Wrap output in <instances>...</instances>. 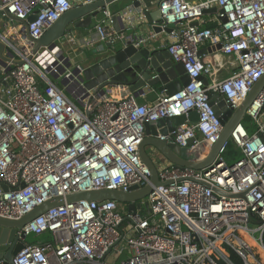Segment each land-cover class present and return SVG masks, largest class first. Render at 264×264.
Segmentation results:
<instances>
[{
    "label": "built area",
    "instance_id": "built-area-1",
    "mask_svg": "<svg viewBox=\"0 0 264 264\" xmlns=\"http://www.w3.org/2000/svg\"><path fill=\"white\" fill-rule=\"evenodd\" d=\"M93 1L0 0V10L19 20L36 16L7 28L17 43L0 33L2 217L17 219L76 191L148 184L149 170L138 155L146 122L184 116L166 140L190 150L203 142L209 149L222 129L212 96L235 109L264 73V0H158L163 25H172L166 50L183 65L189 83L174 94L160 91L152 102H139L131 93L102 97L105 92L85 88L83 67L60 46L33 52L28 39L39 38L74 5ZM112 13L106 9L96 18L101 41L118 37ZM207 42L220 43L219 51L236 61L221 80L205 78L213 70L198 50ZM191 110L197 121L188 120ZM245 117L255 130L247 132L242 122L232 130L229 140L240 153L232 163L222 156L226 145L207 170L173 165L152 151L161 183L136 201L140 207L79 200L50 208L16 231L19 237L48 232L50 240L28 243L13 264H234L228 249L243 264H263L250 240L264 250V87Z\"/></svg>",
    "mask_w": 264,
    "mask_h": 264
},
{
    "label": "water",
    "instance_id": "water-1",
    "mask_svg": "<svg viewBox=\"0 0 264 264\" xmlns=\"http://www.w3.org/2000/svg\"><path fill=\"white\" fill-rule=\"evenodd\" d=\"M116 0H97L90 3L74 5L69 10L61 14L37 39L30 40L32 51L35 52L41 47L53 48L57 42L69 31L72 33L78 30H85L89 35L93 28L96 18L103 14ZM136 1L134 6H139ZM215 10V8H214ZM114 10H112L113 12ZM207 12V11H204ZM0 16L3 20L26 25L27 22L35 20L34 14L25 20H19L9 15L5 10H0ZM145 16L147 14L145 13ZM226 21V18H222ZM113 31L118 36L114 41L107 43L85 56L83 62H78L82 67V80L87 89L96 88L104 92L109 86L124 85L128 91L135 97L144 93L145 88H154L161 83L168 94H174L190 81L183 65L180 62H173L166 48H159L156 40H142V34H128V25L121 14H111ZM162 22V21H161ZM108 27V26H106ZM172 25L165 26L164 30L170 31ZM158 26H151L150 30L154 33L159 30ZM126 33V34H125ZM125 34V35H124ZM25 34H22L24 37ZM221 44L212 46L213 51H219ZM4 46L0 42V57ZM203 49L198 50L202 55ZM202 61L204 59L202 58ZM21 63V61H18ZM206 84V79L204 80ZM264 87V73L253 84L241 104L235 109L227 108L224 99L220 95H213L210 101L215 114L218 116L222 129L216 141L209 147L203 158L197 159V154L188 148H180L173 142H168L166 136L172 132L177 125L181 124L184 116H173L162 118L155 122H146L144 124V136L138 146V155L141 161L149 170V183L138 187L131 186L127 191L119 189H93L76 191L65 196H54L40 205L35 206L30 211L17 219H9L0 216V264H13V257L28 243L24 234L19 237L16 234L26 223L42 214L46 210L61 206L65 203H75L79 200L103 202L114 200L120 204H126L127 210L140 207L138 200L144 199L152 189V186L161 182L158 179L157 167L151 156L155 151L168 163L179 167H185L195 170H207L213 162L217 163L220 150L227 144L232 130L245 117L246 109L252 104L258 93ZM89 113L87 112V115ZM198 114L195 110L189 111L188 120L197 121ZM192 140H190L191 144ZM200 144H203L201 142ZM199 144V145H200ZM184 178L178 179V181ZM169 183V182H164ZM6 190V187L3 186ZM237 197H243L238 194ZM136 202V203H135ZM146 212L148 203H143ZM252 223H258L250 216ZM264 240V234H263Z\"/></svg>",
    "mask_w": 264,
    "mask_h": 264
},
{
    "label": "crops",
    "instance_id": "crops-1",
    "mask_svg": "<svg viewBox=\"0 0 264 264\" xmlns=\"http://www.w3.org/2000/svg\"><path fill=\"white\" fill-rule=\"evenodd\" d=\"M136 1L140 2L139 6H134ZM157 1L158 0H116L109 7L108 11L111 13L112 10H114L113 12L117 13H121V11L125 12V14L123 13V18H125L129 28L127 31L128 34L132 32L136 34L141 33L142 40H156L158 42L159 48H166V44L168 42V32L164 30L165 25H163L161 22L160 15L157 11ZM145 13L147 16H145ZM210 15H213V12L206 14L204 18H209ZM208 24L210 25L211 23L208 21ZM151 26H158L160 29L154 33L152 30H150ZM66 37L64 51L72 59L73 63L83 62L82 60H84L85 56L92 54L94 50L109 43L108 41H101L99 39L98 34L94 30V26L91 28L89 35L85 34V30H78L75 33L69 31ZM211 48L212 45H210L208 42L200 46V49H203L201 56L206 63L211 65L213 70L212 77L205 76V78L208 81H211L212 78L221 80L230 75L235 70L236 61L232 56L223 55L220 51H213ZM105 89V93L102 94V97L106 98H121L130 94L127 87L124 85H113ZM162 90H164V87L161 83L157 84L151 89L145 88L144 93L136 97L137 101L142 103L152 102L158 97L160 91ZM188 150L191 151L192 149ZM205 155L206 153L197 154V159L203 158ZM262 242L264 244L263 238ZM250 243L253 245L251 241ZM262 251L264 250L262 249Z\"/></svg>",
    "mask_w": 264,
    "mask_h": 264
},
{
    "label": "rangeland",
    "instance_id": "rangeland-1",
    "mask_svg": "<svg viewBox=\"0 0 264 264\" xmlns=\"http://www.w3.org/2000/svg\"><path fill=\"white\" fill-rule=\"evenodd\" d=\"M7 23V24H6ZM16 25L15 22H6V20H3L1 17H0V33L1 34H7V38L12 41L13 43H17L19 38L15 35V34H9V30H7V28L11 27V26H14ZM68 35V33L66 34V36ZM67 38V37H66ZM65 39V38H64ZM62 39V40H59L56 44L58 46H60L63 50H65V47H64V43H65V40ZM244 119H247L246 117H244ZM243 119V120H244ZM249 120V119H248ZM264 120V118H263ZM250 121V120H249ZM251 122V121H250ZM253 125H254V122H251ZM255 130V125L252 129V131ZM228 142H231L230 140L227 141ZM240 157V153H238V156L234 159V160H226L228 163H232L233 161H235L237 158ZM244 235V234H243ZM245 236V235H244ZM246 237V236H245ZM247 238V237H246ZM50 240V236H49V233L48 232H45L41 235H33V234H29L26 236V242L27 243H37V242H42V241H48ZM251 241V240H250ZM253 243V249L255 251V254L260 258L261 262L264 263V251H262L261 247L258 245V244H255L254 241H251ZM253 264H256V263H253Z\"/></svg>",
    "mask_w": 264,
    "mask_h": 264
},
{
    "label": "trees",
    "instance_id": "trees-1",
    "mask_svg": "<svg viewBox=\"0 0 264 264\" xmlns=\"http://www.w3.org/2000/svg\"><path fill=\"white\" fill-rule=\"evenodd\" d=\"M247 119L242 120V124L245 127V129L247 130V132L251 133L253 132L252 129L254 127V125ZM239 153V149L235 146V144H233L232 142H228L225 146V150L222 154L223 158L225 160H234ZM254 248V247H253ZM255 252V251H254ZM227 256L229 257V259L234 263V264H243V262L241 261V259L231 250H227L226 252ZM258 257V256H257ZM220 264H226L223 261H219Z\"/></svg>",
    "mask_w": 264,
    "mask_h": 264
},
{
    "label": "bare ground",
    "instance_id": "bare-ground-1",
    "mask_svg": "<svg viewBox=\"0 0 264 264\" xmlns=\"http://www.w3.org/2000/svg\"><path fill=\"white\" fill-rule=\"evenodd\" d=\"M192 151L196 154L207 153L208 151L207 144L203 143V144L197 145L194 147V149H192Z\"/></svg>",
    "mask_w": 264,
    "mask_h": 264
}]
</instances>
